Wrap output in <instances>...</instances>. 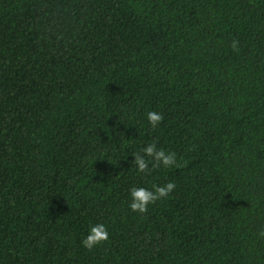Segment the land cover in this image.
Wrapping results in <instances>:
<instances>
[{
  "label": "trees",
  "instance_id": "16d2710c",
  "mask_svg": "<svg viewBox=\"0 0 264 264\" xmlns=\"http://www.w3.org/2000/svg\"><path fill=\"white\" fill-rule=\"evenodd\" d=\"M0 264H264V0H0Z\"/></svg>",
  "mask_w": 264,
  "mask_h": 264
},
{
  "label": "clouds",
  "instance_id": "9594fccd",
  "mask_svg": "<svg viewBox=\"0 0 264 264\" xmlns=\"http://www.w3.org/2000/svg\"><path fill=\"white\" fill-rule=\"evenodd\" d=\"M144 117L152 128H156L164 119L163 114L155 109L146 111ZM132 156L134 157L131 162L133 171L138 175H151L156 169L177 166L176 153L158 147L155 141L144 143ZM107 161L113 165L116 164L112 157H109ZM150 164L151 167H149ZM175 188L176 184L171 181L163 185L152 183L150 187L131 185L128 189V207L133 213H146L150 205L158 200L167 199ZM109 236L110 231L106 223H90L81 244L84 248L91 250L108 240Z\"/></svg>",
  "mask_w": 264,
  "mask_h": 264
}]
</instances>
